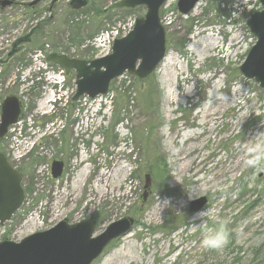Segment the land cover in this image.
Instances as JSON below:
<instances>
[{"label": "rangeland", "instance_id": "1", "mask_svg": "<svg viewBox=\"0 0 264 264\" xmlns=\"http://www.w3.org/2000/svg\"><path fill=\"white\" fill-rule=\"evenodd\" d=\"M30 1L0 11V103L14 95L23 106L0 152L21 169L25 191L20 210L0 226V241L90 217L98 235L132 218V232L93 264H264V163H245L247 146L264 132V88L239 70L256 42L246 22L259 0H200L187 14L168 0L160 11L168 54L159 68L144 80L126 73L107 95L79 101L72 100L75 71L60 75L62 88L54 86L59 70L36 52L93 59L97 34L117 28L124 35L146 8L129 13L112 8L116 0H88L77 13L60 2L34 16L21 8ZM29 34L36 47L23 45ZM52 88L54 105L46 100ZM23 139L28 149L37 140L33 150ZM54 160L66 165L56 179ZM202 197V210L190 212ZM221 223L228 244L205 247Z\"/></svg>", "mask_w": 264, "mask_h": 264}, {"label": "water", "instance_id": "2", "mask_svg": "<svg viewBox=\"0 0 264 264\" xmlns=\"http://www.w3.org/2000/svg\"><path fill=\"white\" fill-rule=\"evenodd\" d=\"M42 0H33L34 5ZM57 0H53L55 2ZM168 0H122L119 8H146L143 17L135 20L133 29L124 37L114 41L112 52L91 60L70 58L64 54L51 53L47 61L76 73V92L73 101L87 96L94 99L109 93L111 82L125 73L139 79L148 78L156 71L168 54L166 28L162 24L160 11ZM200 0H178L179 12L187 14ZM260 9H253L247 26L256 42L247 54L239 70L246 79L254 80L264 88V0H259ZM2 7L12 4L11 0H1ZM74 9L87 5V0H71ZM21 104L16 96H8L1 106L0 137L10 125L17 122ZM62 161L52 163V175L58 178L63 172ZM150 174L146 175L145 189H149ZM147 192L143 199L147 198ZM22 174L14 169L0 152V225L9 221L24 201ZM205 197L190 202L189 210L198 213L206 204ZM134 220L122 218L110 223L100 234L95 235L97 223L94 218L70 224L59 221L50 229L38 231L20 241L0 242V264H93L113 240L128 235L133 230Z\"/></svg>", "mask_w": 264, "mask_h": 264}, {"label": "clouds", "instance_id": "3", "mask_svg": "<svg viewBox=\"0 0 264 264\" xmlns=\"http://www.w3.org/2000/svg\"><path fill=\"white\" fill-rule=\"evenodd\" d=\"M235 14V13H233ZM246 152L248 158L245 163L249 167H257L264 163V132H261L247 146ZM204 213H200L203 215ZM229 242V234L226 230V224L221 223L219 228L206 236L203 239L205 247L210 249H220L226 246Z\"/></svg>", "mask_w": 264, "mask_h": 264}, {"label": "trees", "instance_id": "4", "mask_svg": "<svg viewBox=\"0 0 264 264\" xmlns=\"http://www.w3.org/2000/svg\"><path fill=\"white\" fill-rule=\"evenodd\" d=\"M17 3L15 2V0H14V2H12V4H11V7H13V8H18L19 6H17L16 5ZM21 4V8H23V10L25 11V12H27L28 14H31V15H34V16H38V15H40V14H42L44 11H49L50 9H49V6L48 7H43V8H41L40 6V4L38 3V4H35V5H30L29 3H20ZM3 8H5V7H2L1 5H0V11H2L3 10ZM112 8H114V9H116V10H118V11H122V12H129V13H131V12H133L134 11V9H127V8H118L117 7V4L116 3H114L113 5H112ZM138 8V7H137ZM137 8H135V9H137ZM84 9V8H83ZM83 9H80V10H73V9H71V12L72 13H77V12H80L81 10H83ZM97 12L98 13H104L105 11L104 10H99V9H97ZM50 20V17L49 18H47L45 21H41V22H39V24L37 25V27L35 28V30H34V32L36 31V32H38L39 31V29H41V26L43 25V23H45V22H48ZM13 21H15V19L13 20ZM33 34V33H32ZM35 34V33H34ZM24 43H23V45L25 44V45H28L27 47H31V48H33V47H36V44H35V42L33 41V36L32 35H27V36H25L24 37ZM16 52V51H15ZM15 52H14V54H15ZM113 83L114 82H112L111 84L113 85ZM111 87V86H110ZM124 115V114H123ZM121 118H123V117H121ZM121 121V120H120ZM157 160V164H156V167L158 168V170L159 171H161V168H163V167H161L162 165H161V161L159 160L158 161V159H156ZM155 166H152V168H154Z\"/></svg>", "mask_w": 264, "mask_h": 264}, {"label": "built area", "instance_id": "5", "mask_svg": "<svg viewBox=\"0 0 264 264\" xmlns=\"http://www.w3.org/2000/svg\"><path fill=\"white\" fill-rule=\"evenodd\" d=\"M119 35L117 28H112L97 36L92 44L99 50V55H105L110 52L113 40Z\"/></svg>", "mask_w": 264, "mask_h": 264}, {"label": "flooded vegetation", "instance_id": "6", "mask_svg": "<svg viewBox=\"0 0 264 264\" xmlns=\"http://www.w3.org/2000/svg\"><path fill=\"white\" fill-rule=\"evenodd\" d=\"M47 0H42L41 2H38L41 6H42V4L43 3H45ZM60 2H65L69 7H71V5H70V3H71V0H57V1H55V2H53L52 0H49V3L47 4V6H45V7H48L49 6V9L50 10H54L56 7H57V4L58 3H60ZM37 3V4H38ZM40 6V7H41ZM42 8V7H41ZM21 114H22V111H21ZM7 159H8V161L10 162V159L7 157ZM54 161H61V160H54ZM53 161V162H54ZM63 162V161H62ZM11 163V162H10ZM12 164V163H11ZM63 164H64V167H63V172H64V170H65V168H66V165H65V163L63 162ZM13 166H15V165H13ZM17 169H19L17 166H15ZM20 171H21V169H19ZM22 172V171H21ZM63 172H62V174H63ZM23 174V173H22ZM81 220H84V219H81ZM81 220H78V221H71L70 219H66V221L68 222V223H70V224H74V223H77V222H79V221H81Z\"/></svg>", "mask_w": 264, "mask_h": 264}, {"label": "bare ground", "instance_id": "7", "mask_svg": "<svg viewBox=\"0 0 264 264\" xmlns=\"http://www.w3.org/2000/svg\"><path fill=\"white\" fill-rule=\"evenodd\" d=\"M209 38L207 37V38H205V40H208ZM211 39V42L209 43V44H212L213 46L214 45H218L217 44V39L215 38V37H211L210 38ZM205 42V41H204ZM197 46V45H196ZM219 48V47H218ZM191 50H192V53L193 54H195V55H197V52H198V50L195 48V47H193V48H191ZM206 50V49H205ZM235 94V93H234ZM221 103V102H220ZM220 119V118H219ZM220 122V121H219ZM190 159V158H189ZM231 168V167H230ZM119 171V170H118ZM126 172V171H125ZM106 174V173H105ZM108 176V175H107ZM103 177H104V175H103ZM108 178V177H107ZM109 179V178H108ZM107 180V179H106ZM103 182V181H102ZM104 185V187L107 189V187H108V184L107 183H104L103 184ZM113 188V187H112ZM108 190V189H107ZM106 193V192H105ZM130 236V235H129Z\"/></svg>", "mask_w": 264, "mask_h": 264}]
</instances>
